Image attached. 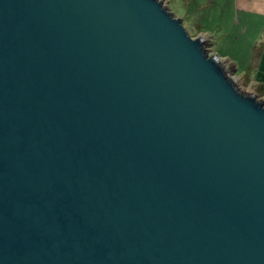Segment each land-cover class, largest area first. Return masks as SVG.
Masks as SVG:
<instances>
[{"label": "water", "instance_id": "1", "mask_svg": "<svg viewBox=\"0 0 264 264\" xmlns=\"http://www.w3.org/2000/svg\"><path fill=\"white\" fill-rule=\"evenodd\" d=\"M0 264H264V102L158 0H0Z\"/></svg>", "mask_w": 264, "mask_h": 264}, {"label": "rangeland", "instance_id": "2", "mask_svg": "<svg viewBox=\"0 0 264 264\" xmlns=\"http://www.w3.org/2000/svg\"><path fill=\"white\" fill-rule=\"evenodd\" d=\"M158 1L175 18L181 20L188 34L194 36L192 38L203 39L205 51L219 59L227 75L242 92L254 94L264 102L254 86L243 83L240 79L245 73H249V67L253 64L251 37L255 34L244 33V28L238 24V15L231 0ZM197 30L201 32L195 33Z\"/></svg>", "mask_w": 264, "mask_h": 264}, {"label": "crops", "instance_id": "3", "mask_svg": "<svg viewBox=\"0 0 264 264\" xmlns=\"http://www.w3.org/2000/svg\"><path fill=\"white\" fill-rule=\"evenodd\" d=\"M231 1L238 15V24L244 28V33L255 34L251 37L253 64L249 67V73H245L240 79L254 86L260 97L264 99V0Z\"/></svg>", "mask_w": 264, "mask_h": 264}, {"label": "trees", "instance_id": "4", "mask_svg": "<svg viewBox=\"0 0 264 264\" xmlns=\"http://www.w3.org/2000/svg\"><path fill=\"white\" fill-rule=\"evenodd\" d=\"M199 28H200V27H198V29H199ZM199 32H201V31H200V30H197L195 33H197V34H198ZM191 37H194V36H191ZM241 81H242L243 83L245 82V80H244V79H242ZM259 97H260V95H259Z\"/></svg>", "mask_w": 264, "mask_h": 264}]
</instances>
